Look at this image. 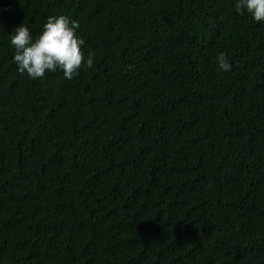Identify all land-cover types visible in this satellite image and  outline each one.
<instances>
[{"label": "trees", "instance_id": "trees-1", "mask_svg": "<svg viewBox=\"0 0 264 264\" xmlns=\"http://www.w3.org/2000/svg\"><path fill=\"white\" fill-rule=\"evenodd\" d=\"M52 15L95 53L71 80L13 59L14 29ZM0 264H264V21L235 0H0Z\"/></svg>", "mask_w": 264, "mask_h": 264}, {"label": "clouds", "instance_id": "clouds-1", "mask_svg": "<svg viewBox=\"0 0 264 264\" xmlns=\"http://www.w3.org/2000/svg\"><path fill=\"white\" fill-rule=\"evenodd\" d=\"M235 11L245 12L257 22L264 21V0H235ZM80 23L67 15L49 16L38 37L34 39L31 29L21 24L11 34V45L15 49L14 62L18 71L27 73L33 80L43 79L47 73L61 70L67 80L79 74L81 68L94 67L95 53L87 55L83 49L85 40L78 34ZM218 69L229 72L232 63L226 53L216 57Z\"/></svg>", "mask_w": 264, "mask_h": 264}]
</instances>
